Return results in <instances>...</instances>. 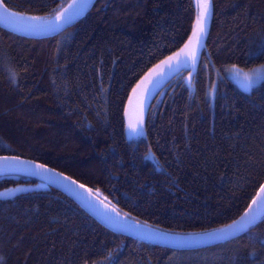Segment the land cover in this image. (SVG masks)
Returning a JSON list of instances; mask_svg holds the SVG:
<instances>
[{"label": "trees", "instance_id": "obj_1", "mask_svg": "<svg viewBox=\"0 0 264 264\" xmlns=\"http://www.w3.org/2000/svg\"><path fill=\"white\" fill-rule=\"evenodd\" d=\"M3 1L49 20L73 0ZM198 11L196 0H98L57 37L0 28V157L54 168L164 231L235 222L264 184V81L244 90L225 71L264 65V0H212L193 90L188 70L173 73L147 108L145 135H126L132 92L189 43ZM23 185L0 199V264H264V219L228 243L176 251L113 233L35 179L0 176V191Z\"/></svg>", "mask_w": 264, "mask_h": 264}, {"label": "water", "instance_id": "obj_2", "mask_svg": "<svg viewBox=\"0 0 264 264\" xmlns=\"http://www.w3.org/2000/svg\"><path fill=\"white\" fill-rule=\"evenodd\" d=\"M97 1L98 0H91V2L88 3L87 7L84 8L81 15L73 19V21L70 24H65L59 28L45 30V31H18L15 30L12 25L4 22H0V28L11 34L28 39H49V38L57 37L61 33L74 27L80 20H82L93 9ZM5 8L8 9L9 13H14L6 6L3 0H0V13H3ZM16 14L21 15L23 17H33L18 13ZM49 21L53 22L54 24L60 23L59 21L56 20L55 17L53 19L47 20V22L44 24L47 25ZM5 157H7L8 159L5 160L4 159ZM39 165H43L44 167L40 168L38 167ZM48 169H50L51 171H47ZM3 175H21L42 182L48 185L49 188L58 190L59 192L63 193L64 195L72 199L87 214H89L101 225H103L105 228L112 231L113 233L121 236L129 237L134 240L141 241L143 243L168 248L171 250H176V251L203 250V249L215 247L220 244L228 243L246 234V233H241L237 237L231 238L228 241H216V240L208 239L207 234L211 233L213 230L209 232L201 233L203 235L178 234L139 223L119 213L115 208L104 202L95 193H93V191L89 187L81 184L77 180L45 164L22 157H15V156L0 157V176ZM66 177L68 179H65ZM71 181H75L76 183L72 184ZM80 185H83L84 187L81 188ZM262 187H264V184L262 185ZM257 196H264V193H261L259 190L256 197ZM98 201H101L106 205L112 207L118 213V215H114L113 213H112L113 216L108 215L102 209ZM251 206L252 203L249 207ZM248 209L245 212H247ZM109 217H112L114 220H118V221H124L126 219L129 225H134L135 227L132 229H121L117 224L113 223V220H110ZM263 219L264 217H261L258 220V223H260Z\"/></svg>", "mask_w": 264, "mask_h": 264}, {"label": "snow or ice", "instance_id": "obj_3", "mask_svg": "<svg viewBox=\"0 0 264 264\" xmlns=\"http://www.w3.org/2000/svg\"><path fill=\"white\" fill-rule=\"evenodd\" d=\"M90 2L91 0H73L67 8L59 12L56 16V20L60 22L59 24H54L49 21L48 24L45 25L42 21H45L47 19L46 17H19L16 13H9L7 8L4 9L3 13H0V22L10 24L18 31H45L55 29L62 27L65 24H70L73 19L82 14L84 8H86ZM211 6L212 0H197V8L199 11L196 16L195 28L192 32V40L189 41L190 45H194V49L190 53L182 50L184 55L183 61L181 60V53H177L175 57H170L168 60L164 61L163 64L167 68H173V61L176 69H178L182 63H187L189 58H191L193 63L195 62L196 52L201 46L202 39L206 36L207 25L212 14ZM187 47L188 46H186V49ZM253 71L256 72L257 70ZM259 78L260 77L258 75L257 79ZM9 79L12 83H16L18 79L17 74L11 69L9 70ZM244 79L247 81L246 87H251L254 83L253 78L247 74H245ZM4 159L7 160L8 158L5 157ZM38 167L43 168L44 166L39 165ZM47 171L51 170L48 169ZM65 179L68 178L66 177ZM71 183L75 184L76 182L71 181ZM80 187L83 188L84 186L80 185ZM260 192L264 193V187L260 188ZM261 217H264V196H257L252 200V206L249 207L248 211L245 212L239 220H236L234 223L223 228L214 229L211 233L207 234L208 239L228 241L231 238L237 237L241 233H248L249 230L258 223V220ZM109 219L113 220V223L117 224L121 229H132L135 227L134 225H129L126 219L124 221L114 220L112 217H109ZM193 235L203 234L195 233ZM260 245L261 247H264V240L260 241ZM251 255L254 256L255 253H252Z\"/></svg>", "mask_w": 264, "mask_h": 264}, {"label": "rangeland", "instance_id": "obj_4", "mask_svg": "<svg viewBox=\"0 0 264 264\" xmlns=\"http://www.w3.org/2000/svg\"><path fill=\"white\" fill-rule=\"evenodd\" d=\"M197 1V0H196ZM212 10V6H211ZM212 16V14H211ZM211 21V17L209 19L207 29H206V36L208 33L209 24ZM47 22V19L45 20ZM206 36L201 41V46L199 50L196 52V60L193 63L191 58L187 60V63H182L181 66L176 69L175 63L173 61V68H167L163 62L168 60H164L158 66L153 68L148 74L145 79L141 80V82L136 86L134 91L132 92L130 98L126 104L125 110V118H126V135L129 140H136L145 135V118H146V111L149 107L152 97L157 96L158 93L163 92V84L169 79V77L174 74H181L184 70H188L185 73V81L189 85V87L193 90L194 88V78L195 73L199 67L203 50L206 44ZM192 40V38H191ZM186 46L187 49H186ZM194 49V45H190L189 43L185 45L178 53H181V60L183 61L184 55L182 50L187 52H191ZM177 54V53H176ZM176 54L172 57H175ZM264 65L258 66L250 70H243L237 67H230L225 71V76L231 79L237 86L244 90H251L257 86H259L264 81ZM253 70H257L254 72ZM239 73V74H238ZM245 74L251 76L253 78L254 83L251 87H246L247 81L244 79ZM259 75V79L257 76ZM224 76V75H223ZM216 82H218V78L215 77ZM216 87L217 83L211 86L210 93L212 97V101L214 103L215 94H216ZM146 89L148 90V94H146ZM131 125V127H130ZM31 187V186H30ZM28 187L27 186H19L16 188H11L7 190L0 191V199H10L15 197L17 194L25 191ZM37 188H44V186L39 185Z\"/></svg>", "mask_w": 264, "mask_h": 264}, {"label": "bare ground", "instance_id": "obj_5", "mask_svg": "<svg viewBox=\"0 0 264 264\" xmlns=\"http://www.w3.org/2000/svg\"><path fill=\"white\" fill-rule=\"evenodd\" d=\"M19 17H23L21 15H18ZM35 23V22H33ZM42 23H46L45 21H42ZM98 203L101 205L102 209L110 216H113L114 215H117L118 213L112 209L111 207H109L108 205H106L105 203L101 202V201H98ZM113 213V214H112Z\"/></svg>", "mask_w": 264, "mask_h": 264}]
</instances>
